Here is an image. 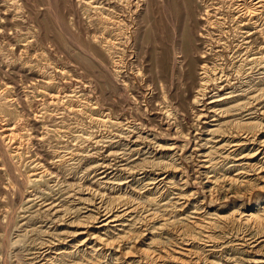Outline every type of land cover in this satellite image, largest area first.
<instances>
[{
	"label": "rangeland",
	"instance_id": "374dc122",
	"mask_svg": "<svg viewBox=\"0 0 264 264\" xmlns=\"http://www.w3.org/2000/svg\"><path fill=\"white\" fill-rule=\"evenodd\" d=\"M245 1L249 8L257 5L258 15L246 16ZM253 22L264 32V0H0V264H34L31 256L40 244L74 232L76 222L85 223L101 203L113 206L119 197L138 205L123 218V227L112 229L111 240L131 235L122 244L124 252L145 228L149 211L158 213L152 226L175 220L201 263L228 264L230 256L247 264L254 252H264V227L235 220L241 211L263 215L260 183L234 184L229 192L220 185L211 196L214 184L199 174L206 151L213 164L210 178L235 175L239 159H223L220 146L242 119L264 124V98L253 117L237 110L245 96L260 97L264 90V75L257 74L264 62H247L264 57V33ZM202 54L234 84L217 94L235 95L215 108L223 113L215 121L197 116H213L207 104L216 86L201 100L205 109L193 105ZM249 67L256 70L253 88L239 84ZM167 110L171 118L163 115ZM102 163L112 168L104 171ZM37 164V174L47 173L38 185L29 181ZM153 166L162 170L153 173ZM159 171L169 174L170 187L148 186L162 177ZM179 193L190 194L182 208ZM45 201L59 205L52 214L60 213L44 212ZM204 220L213 221L210 233L221 246L211 249L207 232L194 226ZM171 227L155 229L150 248L160 246L171 255L163 257L164 264H181L171 260L187 259L180 254L181 236ZM245 234L259 236L252 244L259 243L248 247L235 240ZM140 236L138 244L148 237ZM69 245L58 250H72ZM121 249L106 251L107 257L93 255L101 264H115L112 255ZM79 257L53 264H88Z\"/></svg>",
	"mask_w": 264,
	"mask_h": 264
},
{
	"label": "bare ground",
	"instance_id": "6f19581e",
	"mask_svg": "<svg viewBox=\"0 0 264 264\" xmlns=\"http://www.w3.org/2000/svg\"><path fill=\"white\" fill-rule=\"evenodd\" d=\"M89 5L92 6V2H90ZM248 5H249L248 2L245 1L244 7L247 9V13H248V14H246V16H249L252 18V16L258 15V13L254 12V9L258 8L257 5L254 4L250 8ZM94 8H96V7H94ZM253 24H255L256 28L260 29V32L264 33L262 31V27L260 26V24H257L254 22H253ZM201 37H203V35H201ZM205 58H206L205 54H202V56L200 58V65H197L198 69L200 70V73L198 74V76H199V78L200 77L201 78H200V81L198 84V88L196 90V95L193 99V105H194V107H200L201 106V107H204V109H205L206 108L205 105L204 106L200 105L201 100L202 101L205 100L207 95L212 92L211 88L213 86H216L217 90L216 89L215 90L217 92H215L216 94L212 95V97L210 98L211 101H209L207 104L209 106L208 111L211 110L210 113H213V116L208 117L207 114L203 115L204 113L202 114L199 112H198V116H197L198 121H200L202 118H213V120L215 121V120H217V119H215V117H221V115L223 114V113H221V111H219L218 109L216 110L215 108L219 107L220 104L227 101V99H233L232 97H234L235 94H234V92H228L224 96H218L217 95L222 90L231 89V84H232L231 83V77L226 75V73H224L223 71L218 70L216 67L210 68V66L208 64H206V61L203 60ZM202 60H203V62H202ZM247 62L249 64L250 63L253 64L252 62H256V63L260 64V63L264 62V57L258 58V59H249V60H247ZM257 68H259V67H257ZM214 69H216V70H214ZM249 70L251 71V73H249L248 75L246 73L245 77H244V80H246V81L243 82L244 81L243 80L242 81L243 83L241 82L239 84H240V86L243 85V87L244 86H250L251 88H253L256 85H252L251 81L254 80V75L256 73V70L253 67H249ZM189 71L190 72H188V73L190 74L189 75V77H190L191 75H193L194 72L192 70H189ZM216 72H218V74H221L222 76H220L219 78H215L217 75ZM259 73L264 75V69L259 68L257 71V74H259ZM232 85H234V84H232ZM246 92H248V91H246ZM263 98H264V90L262 91V94L260 97L255 96V97L248 98V96H245L246 101L243 102L237 108V110H239L240 116H243V117L246 116L247 117L249 115L250 117H253L251 115H254L257 113V110H259L258 106L261 104V100ZM204 109L201 110L200 112H203ZM263 114H264V112H263ZM163 115L167 116V118H171V114H169L168 110L163 111ZM243 117H241V118H243ZM104 123H105V119H104ZM234 127L235 128L232 130L233 132L229 133L228 141H225V144L221 145L220 148L224 149V151H226L225 155L223 156V159L227 160L228 162L233 161L235 159H239L240 165L237 168L238 171L236 172L235 175H233V176L224 175V176H222V178H220V180H218V178L215 177L214 175L212 178H210L211 177L210 173L212 172L213 164L210 162L208 154L206 153V151L203 154L201 153L202 156H204L206 158H204L200 161L201 162L200 167H202V169H204V171L199 173V174H203V176H205V179H207V181H209L211 184H214L211 186L209 185L210 187L208 189V192H209L208 194L213 193L214 190H216L215 188H217V186H220V185L221 186H227L226 189H228L227 191L229 192V189L231 188V186L233 187L234 184L235 185H237V184H239V185H250V183L253 182V179L256 180L258 183H260V186H258V184H257V187H259V190L264 189V162L262 161V159L264 158V139H261V137H260V135L262 133H264V124H262V122H250V121H244L242 119L240 121V123L236 124ZM252 143L257 144V147H255L254 151L248 152V153H242L241 152L242 149L240 147H243V146H246V145H249ZM175 146H176V144H175ZM175 146H173V148H171V150L174 148H177L180 150L179 146H177V147H175ZM239 149H241V151H239ZM237 150H238V152H235ZM181 152H182V148H181ZM259 154H261V156L256 158L257 160H255V157L258 156ZM111 155L113 157L116 156L115 153L111 154ZM191 156H193V154ZM236 156H238V158H236ZM101 167H104L103 168L104 171H106V169H108V168H112L108 164H103ZM39 170H41V167L38 164L35 165L33 168V172H35V173L33 175H31L30 180H29L31 182V184L38 185L40 183L45 182V178L47 176V173L43 172L42 174H37ZM157 170H162V168H156L153 166L151 172L155 173L154 171H157ZM161 174H162V177H158V178L152 180L151 182L148 183V186L151 187L152 189L153 188L157 189L160 187H162V188L170 187L169 185H170L171 181L169 178V174H167L166 171L161 173ZM251 177H253V178H251ZM217 181H220L221 183L220 184L216 183ZM223 183H224V185H222ZM183 184L185 185L186 181H184ZM255 186H256V184H255ZM248 188H250V187L248 186ZM245 192H247V191H245ZM189 195L190 194H184V193H179L177 195L178 198L176 199V202L180 198L184 199L182 202H178V205L180 206V208H182L186 205V203L189 200ZM211 196H212V194H211ZM115 199L117 202L113 206H108V207L104 208L103 204L101 203L95 209L94 214H91L85 223L76 222L77 220H75V222L77 223V226H75L76 230H74V232L63 233L62 236H57L56 239H53L50 242H45V243L40 244L39 248H37L36 251L33 252L32 256H31V260L34 262V264H53V262L54 263L58 262L60 259H62L61 260V262H62L65 257L71 256V255L74 256L77 254H80L79 258L85 259L88 264H101V262L99 260L95 259L93 253H96V254L99 253V255H104L107 257L110 254H106V251H110V250L115 251V249H117V248L121 249L122 244H124L125 241L128 240L127 237H130L131 235L129 233H127L130 236H122V238H120L119 237L120 234H118L117 237L121 239L120 241L119 240H111L113 238V237H111V233L114 234L112 232V229H118V228H116L117 225H119V226L123 225L122 224L123 223L122 221H124L123 218L126 219V218H128V216L131 215L132 212H134V211L137 212L138 205L133 204L132 202H130V200L125 199V198L119 197V198H115ZM176 202H175V204H176ZM262 203H264V202H262ZM259 204L260 203H258L256 205L258 206ZM174 206L176 207L177 205H174ZM40 207L43 208V210L46 209V210H44V212L48 213V215L49 214L58 215L60 213L57 210L54 214H52V211H55L59 207V205L55 204V202L46 203V201H45V202L41 203ZM261 208H263V215L261 217L253 215V213L241 211L239 214L236 213L238 215V218H235V217L234 218H235V220H237L239 222L241 221L242 223L250 225L252 227L262 228V227H264V205ZM179 210H181V209H179ZM66 212H69V210H66L62 213H66ZM146 212H148V210ZM156 214L158 215L157 212L154 213L152 211L151 212L149 211V213L146 214L147 216L144 217V221H146L145 222L146 224H144L145 228L142 227L143 230L140 232V235L141 234L146 235V236L148 235V237L144 238L139 244L137 242H139L138 237L140 235L133 238L132 239L133 244L129 247L125 246L126 249L129 250V252H124L125 249H123V250L121 249L120 251L116 250L115 255L114 256L112 255V257L116 261L115 264H119L120 261H122V260H128L129 257L132 258L131 261H133L131 264H162V263L164 264V262L162 261L163 257H164V260H166L165 258H167V257L169 258V257H171V255L169 256L168 253L164 252L162 250V248H160V246H156L155 248H153L156 250H151L150 247H152L153 244L150 242H152L155 239V238H153V234H152L155 231V229L167 228L171 225L173 227L172 232L175 233L179 237L181 236L180 242L183 246L180 245L182 247L180 250L181 251L180 254L185 256V258H187V259H182L181 257L174 256L171 259V260H173V262L175 259V261L176 260L181 261L180 262L181 264H218L217 262H214L213 260H206V261L203 260V261H205V263L203 261H202L203 263H201L202 259L199 257V255L195 251H193L191 247H187V246H189L188 244L190 242L188 243L187 239H183L182 234H181L182 231L178 227L175 220L172 221L171 218H168V220H164V223L161 224L160 226H158V227H156L155 225L152 226L153 223L151 224L150 221H152L155 217H157ZM233 216L234 215H231V217H233ZM161 217L164 218L165 216L161 215ZM118 222L120 224H117ZM202 222L203 223H198L199 225L195 224L194 226L199 228V229L205 230V232H207L204 234V236L206 237V241L213 242V243H210L207 245L211 246L210 247L211 249H214L215 246H221V245L214 244L213 234H215V233H213V234L210 233V232H212L210 230L212 228L211 222H213V221L204 220ZM243 225H242V227H243ZM121 227H123V226H121ZM172 227H171V229H172ZM145 231H146V233H145ZM165 234H169V233H165ZM82 236H86V238H84L83 240H80V238ZM62 237H64V238H62ZM258 238H259V236H252V235H246L245 234L243 236L237 235L235 240L237 242L243 243L244 245H247L248 247H251V246L255 247V245H257L259 243V241L256 244H252V243L259 240ZM68 239H71V240L67 242ZM147 239H149L150 241L146 242ZM192 239H193V237H192ZM195 240H196V237H195ZM15 242H17V241H15ZM56 242H58V244ZM186 243H188V244H186ZM240 243H238V244H240ZM63 245H69V248L72 250H69V249L58 250V247L63 246ZM240 245H242V244H240ZM247 246H245V247H247ZM88 249H91L92 251L89 252ZM212 251H214V250H211L210 252H212ZM162 252H163V254L165 253V256H163ZM216 252H218V251H216ZM259 252H258V254H256V252H254L255 253L254 256L249 259L250 261H248L247 264H264V252H262V253L261 252L259 253ZM225 260L228 262V264L229 263L239 264L241 262L239 259H236V258H233L230 256L225 258ZM169 261H170V259H169ZM127 263H130V262L128 261Z\"/></svg>",
	"mask_w": 264,
	"mask_h": 264
}]
</instances>
